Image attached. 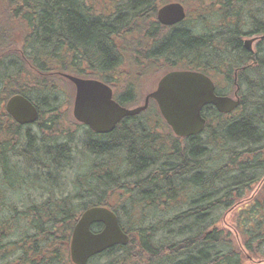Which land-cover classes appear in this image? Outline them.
<instances>
[{
  "label": "trees",
  "instance_id": "obj_1",
  "mask_svg": "<svg viewBox=\"0 0 264 264\" xmlns=\"http://www.w3.org/2000/svg\"><path fill=\"white\" fill-rule=\"evenodd\" d=\"M136 1H130L128 12L115 5L104 17L92 13L86 0H0V264H73V226L85 209L99 205L116 214L129 241L87 264H244L245 253L264 259V180L235 211L239 247L218 224L264 176V37L254 52L241 41L245 34L264 36V0H221L227 7L221 11L219 0H207L215 20L219 12L226 20L223 29L160 32L145 52L149 59L164 58L170 70L225 73L227 80L254 56V64L238 73V85L245 88L235 112L205 106L206 124L196 135L175 136L156 105L149 119L145 111L124 117L105 134L74 120L75 129L63 138L64 132L52 133L57 132L54 118L35 124L39 129L33 131L5 111L14 94L33 101L40 115L56 111L63 104L57 72L75 63L87 67L76 75L93 74L112 86L103 75L105 60L113 68L128 59L113 54L112 37L127 36V25L120 28L126 17L152 15L156 0ZM260 2L255 18H241ZM199 14L190 18L193 24L210 20ZM108 17L113 23L106 22ZM231 21L234 31L226 27ZM115 24L122 30L118 34ZM244 24L250 32L241 28ZM222 66L227 72H219ZM251 74L257 78L250 79ZM113 88L122 106L134 101L129 90L119 95ZM81 127L84 150L77 146L74 155L73 133Z\"/></svg>",
  "mask_w": 264,
  "mask_h": 264
},
{
  "label": "water",
  "instance_id": "obj_2",
  "mask_svg": "<svg viewBox=\"0 0 264 264\" xmlns=\"http://www.w3.org/2000/svg\"><path fill=\"white\" fill-rule=\"evenodd\" d=\"M185 16L178 3L166 4L158 10L157 18L163 24H173ZM254 39H246L244 47L252 50ZM75 87L72 115L95 133H109L126 116L145 110L153 99L167 125L177 137L200 133L206 119L203 107L212 105L221 113L232 111L239 99L215 93V85L205 74L190 70H175L164 74L155 90L145 96L142 105L127 108L113 99L112 89L97 79H84L63 74ZM5 111L20 124H33L39 111L22 94L11 95L5 102ZM100 225L97 231L92 226ZM127 233L121 228L116 214L105 206L85 209L78 217L69 240V256L73 264H87L88 260L115 245H126Z\"/></svg>",
  "mask_w": 264,
  "mask_h": 264
},
{
  "label": "rangeland",
  "instance_id": "obj_3",
  "mask_svg": "<svg viewBox=\"0 0 264 264\" xmlns=\"http://www.w3.org/2000/svg\"><path fill=\"white\" fill-rule=\"evenodd\" d=\"M130 1L132 3L135 2V0H127V1H125V0L124 1H121V0H86V4L88 6H90L92 9L94 8L93 9L94 12L91 11L92 13L101 12L104 15V17H107V16H111L112 8L115 9V5L116 6H124L123 8L128 12L130 10L129 9V5L131 4ZM137 1H139V0H137ZM187 4L189 7H191L192 15L195 16L198 13V11L196 10L197 0H194V1L189 0V2ZM260 4H261V6L263 5L261 2L257 3V5L255 4L254 11H257V12L260 11V10H256L257 9L256 7L260 6ZM259 8H261V7H259ZM209 9L214 10L212 6ZM246 13H247V10H245L244 14L241 15V18L243 20L246 18V16H245ZM205 15L207 18H210V20L205 21L203 24L199 23L198 26L196 24H193V22H192L191 25L193 26V29H194L193 32L202 33L203 28H207L210 30V28L216 27V25L218 24V19L215 20V15L212 12H209L207 10L205 11ZM243 20H241V22H243ZM121 21H123V20H121ZM145 21H146L145 19L142 20L141 18H134V17H132L130 19L128 18V20H127V17H126L125 21H123L126 23L120 24L122 26L120 28H123L124 26L127 25L124 28V32L127 33L126 34L127 36H124L123 38H117L120 36L115 35L116 38L112 37V40L115 43L114 49H113V51H114L113 54L118 55L121 58L128 57V59L124 58V60H127V61L121 60V61H119L118 65H115L113 68H111V66H109V62L107 60H105L107 62L105 64L106 65L105 66L106 75L105 74H103V75L106 76L107 78H108V76L110 77V79H111L110 81L112 83V86L114 85L116 87V91H119L118 92L119 95H120V93H122V92L125 93L126 90L127 91L129 90L134 96V101L126 104L127 105L126 107H128V108L137 107V106L142 105L144 102L145 96L149 92H152L156 88L157 82L161 78V76L164 75L166 72L171 71L167 66L168 64L162 62V60L164 58L158 57V55H157V56H154L151 59H149L147 57V55H145V52L147 53L149 51L150 45L153 43L152 42L153 39L157 40L161 36V33H163V32H161V33L159 32L157 34H152V31L147 32L145 27H149L150 24H145L144 23ZM106 22L108 24H111V23H113V19H111V17H108L106 19ZM225 22H226V20L225 21L223 20V25L225 24ZM230 24L231 23L228 24L229 26H226V25L225 26L230 29V28H232L230 26ZM188 25H190V24H188ZM116 27H117L116 30L118 31L117 32V34H118L122 30L119 29L118 25H116ZM241 28L246 33H247V31L250 32L249 25L244 24L241 26ZM122 34H124V33H122ZM151 34L154 36L151 37ZM258 35H260V34H258ZM251 36L252 35L245 34L244 36L241 37V40L250 38ZM108 38H110V37H108ZM130 45H132V46H130ZM214 45L216 46V44H214ZM255 46H256V41L254 40V42L252 43V50H253L252 52L255 51ZM263 46H264V43H263ZM125 47L126 48H132V50L130 52L125 51ZM141 47L144 48V51L139 50V49H142ZM262 48H264V47H262ZM201 53H202V51H201ZM108 57H110V56L108 55L107 58ZM176 59H178V57ZM176 59H174V60H176ZM201 61H202V59H201ZM226 66H230L229 62ZM68 67H70V68L64 69L65 70L64 72H63V70L61 72L60 71L57 72V76H56L57 86L61 89V93H59L60 94V100L62 101L63 104L56 111H50V110H52V109H50V107H46V106L40 107V108H45V110H49L50 113H46V115H44V113L39 115L38 119L35 121V123L30 124L29 127L33 131H36L37 129H39V127H37L35 124H38V123L40 124V123H42V121H44V123H46V124H49V122L47 121L49 117L54 118V121H55L54 127L57 128V132L52 131V133L54 135H57V134L59 135L60 132H64L65 133L64 135L61 134V135H63L62 136V138H63V137L67 136L66 135L67 131L75 129V121H74L75 119L72 116V106H73L75 87L67 78L63 77L62 74H70V75L80 77V74L76 75V71H79L78 70L79 68H83V69L85 68L86 69L87 67L84 63H83V65L75 63V65L68 66ZM226 68L224 69L222 66L221 68H219V72L220 71L227 72ZM263 72H264V70H263ZM224 74L217 73L216 76H211V75L210 76L214 78V80L216 82V86L219 89H221L222 91L225 90L227 92V94H229L232 97L233 92L235 90V85L233 83L234 74L231 72V76L228 80L226 79ZM251 75H252V77L251 78L249 77L250 79H256L257 78V77H255L254 74H251ZM90 76L85 77V78L84 77H80V78L96 79V78H93L94 77L93 74H90ZM244 88L245 87L239 89V91H240L239 97H237L239 99L238 106L240 105L241 97L244 95ZM114 96H116L115 93H114ZM69 101L71 103L70 106H69ZM32 103L35 105V103L33 101H32ZM4 105H5V103H4ZM155 105L157 106V104L154 101H152V100L148 101V106L144 110L146 113H148V114L144 113V114H146L145 116H147V119L150 118L149 114H152V115L154 114V111L156 110ZM237 107H235L230 112H235ZM160 125L163 126L162 123H160ZM84 130H85V128L81 127L80 129L78 128L75 133H73V142H72L71 148L73 151L72 153H74V155L77 152V150H76L77 146L79 147L78 148L79 150H81V149L84 150V147L81 143L84 140L83 137L85 136ZM156 130L158 131V128H156ZM160 133H164V131L161 130ZM76 158H80L81 162H85V160H86L81 155H79ZM263 180H264V176L262 179L257 181L255 184L251 185L250 189L247 191L246 196L244 197L242 202L239 203L238 205H235L231 210L227 211L218 223L219 225H221V227H223L224 229H226L230 232L233 243L235 245H238V247L240 245V242H239L240 237L237 234L236 227H235V211L238 208V206L243 205L244 202H248L247 200L248 199L250 200L254 196L255 192L257 190H259V188L261 187ZM112 200H114V199H112ZM241 255H242V253H241ZM245 255H246V257L242 258V260L244 261V264H264V259H262L260 257L254 256V255L250 256L249 253H245Z\"/></svg>",
  "mask_w": 264,
  "mask_h": 264
},
{
  "label": "flooded vegetation",
  "instance_id": "obj_4",
  "mask_svg": "<svg viewBox=\"0 0 264 264\" xmlns=\"http://www.w3.org/2000/svg\"><path fill=\"white\" fill-rule=\"evenodd\" d=\"M194 1V0H193ZM219 4H218V8L220 7V11H221V8L222 10H226L227 7H223L222 6V1L219 0ZM189 0H156L155 2H152L151 3V9L153 10V13L152 15H146L145 16V24H150L149 27H145L146 28V31L147 32H150L152 31V34H157L159 32H171V31H174V30H185V31H189L190 27L193 28V26L191 25L192 23V20H190V18H192L193 20H195V17H198L196 16L198 13L199 16L202 15V16H205V11L208 10L211 6H207L209 4V2H207V0H197V8L196 10L198 11V13L193 16L192 13H191V7L188 6V3ZM170 3H178L180 4L183 9H184V13H185V16L182 20L176 22V23H173V24H163L161 23L158 18H157V14H158V10L163 7L164 5L166 4H170ZM254 9L255 7L253 6L251 11L246 13V17H247V20L250 21L252 19V16L254 14ZM201 11V12H200ZM218 24L216 25L217 29L218 30H221L224 28V25H223V18H221V13L219 12L218 13ZM254 18H255V15H254ZM261 21L262 23L264 24V18L261 17ZM232 23V21L230 22ZM190 24V25H188ZM235 26V25H234ZM233 25L231 26L232 28H230V31H234L236 29V27H234ZM263 34H254L252 35L250 38H247V39H254L256 41V44L258 41H260L262 38H263ZM242 41V45L244 46L245 44V39L241 40ZM254 42V41H253ZM250 44V46L252 47V43ZM247 50V49H246ZM251 51V50H250ZM252 60L251 61H248L245 63V65H241L239 68H235L234 70H232V73L234 74V80H233V83L235 85V90L233 92V98L235 97H239V89H240V86L238 85V73L240 70H244L245 66L248 65H253L254 62H255V59H254V56L251 58ZM235 60V59H234ZM162 62L166 63L165 60L163 59ZM207 74V73H206ZM209 75V74H208ZM210 76V75H209ZM211 77V76H210ZM212 80V82L214 83L215 85V92L219 95H222V96H228V97H231L229 94H227V92L225 90H221L219 89L217 86H216V82L214 80L213 77L210 78ZM111 89H112V92H113V95H114V88L113 86H111ZM150 93V92H149ZM148 93V94H149ZM147 94V95H148Z\"/></svg>",
  "mask_w": 264,
  "mask_h": 264
}]
</instances>
